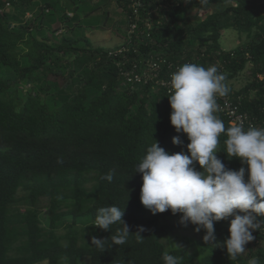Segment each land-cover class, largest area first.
<instances>
[{
	"label": "trees",
	"instance_id": "trees-1",
	"mask_svg": "<svg viewBox=\"0 0 264 264\" xmlns=\"http://www.w3.org/2000/svg\"><path fill=\"white\" fill-rule=\"evenodd\" d=\"M159 1L143 0L144 10ZM60 3L0 0V264H164L167 250L162 241L185 229L179 224L182 214L168 210L153 215L147 210L140 200L142 174L135 170L155 141L170 153L188 155L190 141L170 122L168 91L155 85L132 88L120 77L115 61L133 64L162 54L174 63L205 68L220 64L226 83L248 71V83L238 91L230 88L228 95L241 96L242 111L261 124L264 78L258 76L264 77V0H163L169 6L160 16L163 25L149 36L140 34V25L127 56L118 58L95 47L85 35L77 36L84 24L112 26L109 11L95 15L101 6L93 7L92 0ZM128 3H115L123 10L126 26L116 29L117 35L125 41ZM209 5L225 8L192 19L191 11ZM226 30L246 35L247 41L223 49ZM215 115L226 129L230 126L218 111ZM174 136L183 147L173 144ZM226 139L221 133L218 158L233 170L247 167L238 158L229 159ZM195 166L202 171L198 162ZM110 172L111 182L104 178ZM20 191L25 197L18 196ZM112 205L124 209L123 220L132 233L126 244L111 247V235L122 225H113L110 232L92 224L98 208ZM232 218L215 223L218 241L230 235ZM139 226L146 229L140 233L142 242L135 234ZM253 235L234 260L226 247L204 239L183 238L167 252L181 257V264H194L198 258L200 264H247L252 257L264 264V225ZM92 236L108 238L107 250L92 246Z\"/></svg>",
	"mask_w": 264,
	"mask_h": 264
},
{
	"label": "clouds",
	"instance_id": "clouds-1",
	"mask_svg": "<svg viewBox=\"0 0 264 264\" xmlns=\"http://www.w3.org/2000/svg\"><path fill=\"white\" fill-rule=\"evenodd\" d=\"M191 3V0H184ZM207 4L208 0H200ZM227 76L216 66L205 68L195 63H185L171 74V93L167 96L173 110L170 122L177 133L187 134L190 143L187 150L170 153L158 141L148 147L146 155L138 163L135 172L142 174L140 200L153 215L171 210L173 215L182 214L179 224L195 225V231H206V243L226 247L231 260L246 251V245L255 239L253 232L264 225V128L241 125L225 128L222 119L215 115L217 96L229 94ZM221 133H226V153L229 159L238 158L239 170L226 167L217 156ZM174 145L183 147L179 136L172 138ZM198 162L202 171L197 170ZM247 173V179H245ZM109 182L113 173L104 177ZM241 213H244L243 215ZM124 209L116 205L100 207L92 225L110 231L111 247L127 243L130 232L123 220ZM230 220V235L224 241L217 240L215 223ZM146 231L139 226L135 232L137 241L142 242L140 233ZM91 244L104 252L108 238L92 236ZM164 264H181V257L165 251ZM247 264H259L256 257Z\"/></svg>",
	"mask_w": 264,
	"mask_h": 264
},
{
	"label": "built area",
	"instance_id": "built-area-1",
	"mask_svg": "<svg viewBox=\"0 0 264 264\" xmlns=\"http://www.w3.org/2000/svg\"><path fill=\"white\" fill-rule=\"evenodd\" d=\"M115 3L118 0H111ZM156 3V5L149 4L146 7L143 0H129L128 8L131 10V15L129 17V24L127 28V38L118 47V49L109 52L111 58L125 57L129 52V46L132 45L134 36L136 35L139 26H142V31L140 34L144 35L147 33L149 36L151 32L163 25V21L160 18L163 12L169 11V6L163 4V0ZM123 11V10H122ZM143 12H145L143 14ZM130 60L120 61L117 60L116 67L118 69L119 75L129 84L132 88L139 85H155L165 88L170 94L171 89V74L178 70V68L185 63H174L169 60V58L162 54L151 55L147 61L130 63ZM190 63V62H186ZM219 72L223 73L224 67L218 65ZM258 78L263 79V76H258ZM217 111L225 117L230 126L241 125L245 131L250 127L264 128L263 123H257V120L250 116L247 112L242 111V97L238 96L233 98L229 95L220 97L217 96ZM262 228V225H261Z\"/></svg>",
	"mask_w": 264,
	"mask_h": 264
},
{
	"label": "rangeland",
	"instance_id": "rangeland-1",
	"mask_svg": "<svg viewBox=\"0 0 264 264\" xmlns=\"http://www.w3.org/2000/svg\"><path fill=\"white\" fill-rule=\"evenodd\" d=\"M61 5L66 3V0H60ZM92 6L97 7L101 6V9L96 13L95 15H101L105 11H109V16L111 17L113 25L111 24H106V25H101L99 27L95 28H88L84 24L83 27H81L78 31V37H85L89 38L91 40V43L94 44L95 47H102L109 52L114 51L118 49V47L123 43V38L117 35L116 29H126V26L124 24L123 17H122V11L120 8L115 4L114 1H106V0H92ZM11 7H8L10 9ZM225 7L222 5H209V6H204L200 8L199 10H193L191 11L190 15L192 16L193 20L199 21L202 19L204 16H206L208 13H215V12H220L224 9ZM70 17L72 16V13L68 14ZM29 18L30 15H27ZM80 18H83V15L81 14ZM103 19H100L102 22ZM70 21L69 23H71ZM13 26V24L11 25ZM114 26V27H113ZM124 32V30L122 31ZM247 41L246 35H239V33H235L232 30H226L223 33V37L221 39V46L225 50H233L239 45L245 43ZM246 72V71H245ZM241 74L238 78L230 80L227 82L228 86L230 88H233L235 91L240 90L242 87H244L248 81L251 79V75L247 71L246 73ZM19 197H25V194L20 191L18 193ZM47 202L43 203L42 206L44 207L43 211H45L47 207ZM176 220L175 222H177ZM203 234L202 233H197L193 231L192 229H178L175 230L173 233H171L169 236H167L163 241L162 244L165 246L167 251H170L172 249L177 248V243L178 241L182 240L183 238L186 239H197V240H203ZM189 248V246H187ZM190 251L192 249L189 248ZM202 260L196 259L194 264H200ZM46 264V263H43Z\"/></svg>",
	"mask_w": 264,
	"mask_h": 264
},
{
	"label": "water",
	"instance_id": "water-1",
	"mask_svg": "<svg viewBox=\"0 0 264 264\" xmlns=\"http://www.w3.org/2000/svg\"><path fill=\"white\" fill-rule=\"evenodd\" d=\"M10 28H11V25H10Z\"/></svg>",
	"mask_w": 264,
	"mask_h": 264
}]
</instances>
